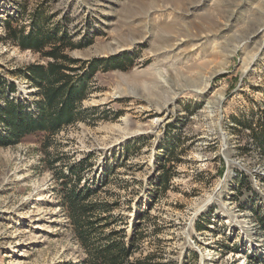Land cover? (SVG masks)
I'll return each mask as SVG.
<instances>
[{"label": "rangeland", "instance_id": "obj_1", "mask_svg": "<svg viewBox=\"0 0 264 264\" xmlns=\"http://www.w3.org/2000/svg\"><path fill=\"white\" fill-rule=\"evenodd\" d=\"M35 10L81 45L66 52L85 98L58 132L0 146V264H87L61 204L70 165L116 203L129 264H264V0H0L5 138L8 112L40 113L23 68L49 58L5 26Z\"/></svg>", "mask_w": 264, "mask_h": 264}, {"label": "trees", "instance_id": "obj_2", "mask_svg": "<svg viewBox=\"0 0 264 264\" xmlns=\"http://www.w3.org/2000/svg\"><path fill=\"white\" fill-rule=\"evenodd\" d=\"M31 19L28 31L24 25L14 27L12 20L6 19V39L23 50L30 49L49 58L46 65L35 62L23 68L26 78L39 88L43 96L40 113L35 117L23 112H14L15 115L8 112L5 120L11 135L5 138L0 132V146L29 135L58 132L65 124L74 121L76 110L85 98L84 84L75 81L77 71L83 68L78 65L81 60L66 52L68 48L81 45H74L66 32L58 35L57 27H46L48 18L40 12L33 11ZM95 68L96 63L91 62L90 69ZM47 144L45 141V146ZM59 173L63 192L61 204L75 237L87 252V264H129L128 258L136 241L127 239L124 229L111 227L116 217L113 213L116 203L96 198L100 187L82 183L81 172L74 165L69 166L68 173ZM160 179L166 188L168 170L163 171Z\"/></svg>", "mask_w": 264, "mask_h": 264}, {"label": "bare ground", "instance_id": "obj_3", "mask_svg": "<svg viewBox=\"0 0 264 264\" xmlns=\"http://www.w3.org/2000/svg\"><path fill=\"white\" fill-rule=\"evenodd\" d=\"M42 198V197H41Z\"/></svg>", "mask_w": 264, "mask_h": 264}]
</instances>
